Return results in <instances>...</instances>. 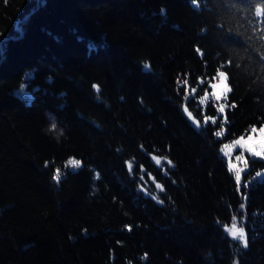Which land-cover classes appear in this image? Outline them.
I'll list each match as a JSON object with an SVG mask.
<instances>
[{
	"label": "trees",
	"instance_id": "16d2710c",
	"mask_svg": "<svg viewBox=\"0 0 264 264\" xmlns=\"http://www.w3.org/2000/svg\"><path fill=\"white\" fill-rule=\"evenodd\" d=\"M261 126L264 0H0V264H264Z\"/></svg>",
	"mask_w": 264,
	"mask_h": 264
},
{
	"label": "snow or ice",
	"instance_id": "6c2138e0",
	"mask_svg": "<svg viewBox=\"0 0 264 264\" xmlns=\"http://www.w3.org/2000/svg\"><path fill=\"white\" fill-rule=\"evenodd\" d=\"M144 67L148 68V65L145 64ZM209 87L213 88V91L211 92V96H212V99L216 102V105L214 106H217V111L223 114L225 112V107H226V101H227L226 91L227 90L225 92H221L216 88L215 85H210ZM93 88L96 89L97 92H99V87L97 85L94 84ZM208 97H209V93L205 91L204 97L202 98L201 103H205L208 100ZM220 101H224V103H220ZM213 123H215L214 120H213ZM52 128L55 129L56 125L53 124ZM222 132H223V126H221V130L217 131L215 134L216 136L219 137L222 135ZM234 143L241 148L242 152L247 151L249 156L258 157L259 159L264 160V126H261L259 128L252 127L250 129V133L248 134L247 138H245L244 136H241L240 139L236 140ZM225 147H228V146L226 145ZM236 159L238 161H242L244 164L248 163L247 160H242L241 155L236 156ZM156 163L159 165L160 160L157 159ZM69 164L78 168L80 166V161L79 160L69 161ZM168 164L171 165V161H169ZM229 167L230 169H232L233 166L230 164ZM242 171L243 169L235 170V181L237 185V191L240 190ZM52 179L56 180L57 182L60 181L61 177H60L59 170H57L56 173L52 176ZM156 187L159 188L161 191H164V189L161 187L160 184H157ZM244 187L247 188L248 185L245 184ZM152 199L158 200L156 196H153ZM158 202L162 203L161 200H158ZM130 230L131 228H129V231ZM231 236L233 240H239L241 243H244L246 246L245 234L242 228L237 230L235 225H233Z\"/></svg>",
	"mask_w": 264,
	"mask_h": 264
},
{
	"label": "rangeland",
	"instance_id": "374dc122",
	"mask_svg": "<svg viewBox=\"0 0 264 264\" xmlns=\"http://www.w3.org/2000/svg\"><path fill=\"white\" fill-rule=\"evenodd\" d=\"M46 120H47V123H46V127H45V132H46L48 135H51L52 137H57V136L59 135V133H60V129L57 127V125H56V128H55V129H53V128L50 126L52 123H55L54 118H53L51 115L47 114V115H46ZM55 124H56V123H55ZM231 149H232V150H235V151H237V150L242 151L241 148H240L238 145H234ZM243 153L248 154L247 151H243ZM248 155H249V154H248ZM250 157H251V156H250ZM251 158H255V159H256V158H258V157H251Z\"/></svg>",
	"mask_w": 264,
	"mask_h": 264
},
{
	"label": "clouds",
	"instance_id": "9594fccd",
	"mask_svg": "<svg viewBox=\"0 0 264 264\" xmlns=\"http://www.w3.org/2000/svg\"><path fill=\"white\" fill-rule=\"evenodd\" d=\"M165 11L166 10L164 8H161V15H164L165 14ZM53 124H55V123H52L50 126L52 127ZM60 134L63 135V131L62 130L60 131Z\"/></svg>",
	"mask_w": 264,
	"mask_h": 264
}]
</instances>
